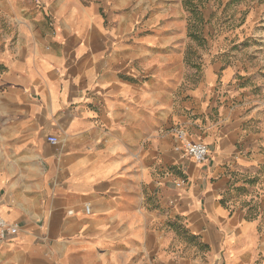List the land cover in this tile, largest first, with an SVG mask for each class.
<instances>
[{"label":"crops","instance_id":"0c3cea01","mask_svg":"<svg viewBox=\"0 0 264 264\" xmlns=\"http://www.w3.org/2000/svg\"><path fill=\"white\" fill-rule=\"evenodd\" d=\"M186 29L182 0H0V264H264V101Z\"/></svg>","mask_w":264,"mask_h":264},{"label":"rangeland","instance_id":"374dc122","mask_svg":"<svg viewBox=\"0 0 264 264\" xmlns=\"http://www.w3.org/2000/svg\"><path fill=\"white\" fill-rule=\"evenodd\" d=\"M188 43L184 63L222 64L264 101V0H182ZM191 75V74H190ZM201 80L202 73H192Z\"/></svg>","mask_w":264,"mask_h":264},{"label":"built area","instance_id":"2783aa9c","mask_svg":"<svg viewBox=\"0 0 264 264\" xmlns=\"http://www.w3.org/2000/svg\"><path fill=\"white\" fill-rule=\"evenodd\" d=\"M177 138L179 139V144L176 145L175 150L180 151L192 158L197 163H203L209 157V147L204 142H195L190 140L187 137L186 132L178 128L175 130ZM48 140L52 144H56L58 142V138L56 136H49ZM182 183H185V180H181ZM86 211L89 212L90 209L87 206ZM18 225L16 223L8 222L1 214H0V242L8 240L10 236L17 234Z\"/></svg>","mask_w":264,"mask_h":264}]
</instances>
